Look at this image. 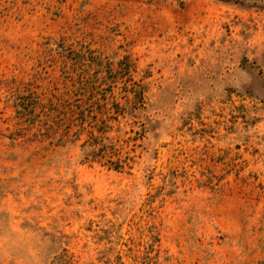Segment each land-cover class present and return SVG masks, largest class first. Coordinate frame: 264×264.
Masks as SVG:
<instances>
[{
  "label": "rangeland",
  "instance_id": "1",
  "mask_svg": "<svg viewBox=\"0 0 264 264\" xmlns=\"http://www.w3.org/2000/svg\"><path fill=\"white\" fill-rule=\"evenodd\" d=\"M0 264H264V0H0Z\"/></svg>",
  "mask_w": 264,
  "mask_h": 264
},
{
  "label": "trees",
  "instance_id": "2",
  "mask_svg": "<svg viewBox=\"0 0 264 264\" xmlns=\"http://www.w3.org/2000/svg\"><path fill=\"white\" fill-rule=\"evenodd\" d=\"M101 148H103V147H101ZM105 148H103V150H104ZM101 149L99 148V150L98 151H100ZM102 151V150H101ZM89 155H91V154H88V156ZM102 156H107V154L105 153V151L103 152L102 151V154H100V157H102ZM106 160H108L107 158H106ZM109 161H111V160H109ZM111 163H114L113 165V167L115 168V169H118V168H120L121 167V164H120V162H119V160L118 161H114V162H112L111 161Z\"/></svg>",
  "mask_w": 264,
  "mask_h": 264
}]
</instances>
